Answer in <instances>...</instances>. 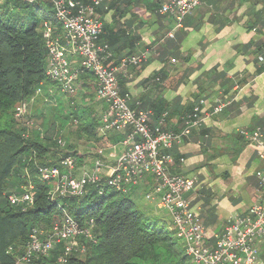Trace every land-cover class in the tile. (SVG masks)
Segmentation results:
<instances>
[{
    "label": "crops",
    "instance_id": "crops-1",
    "mask_svg": "<svg viewBox=\"0 0 264 264\" xmlns=\"http://www.w3.org/2000/svg\"><path fill=\"white\" fill-rule=\"evenodd\" d=\"M165 1L102 0L95 12L103 23L100 42L109 45L111 66H119L125 56L149 52L146 62L117 75L128 103L152 111V126L167 111L163 128L180 131L182 116L195 101L204 99L205 109L219 99L226 101L221 113L205 117L201 128L170 149L175 158H184L173 172L196 179L187 197L213 240L230 218L264 201L256 175L264 160L240 134L255 128L264 134V0H202L179 30L171 16L158 11ZM53 85H46L42 95ZM78 86V93L86 95L80 104L91 106L87 100L96 97L94 76L84 73ZM123 138V132L112 131L100 150L117 149V157ZM152 186L148 176L132 193H141L143 207L148 204L151 210L154 205L146 193ZM259 264H264V241Z\"/></svg>",
    "mask_w": 264,
    "mask_h": 264
},
{
    "label": "built area",
    "instance_id": "built-area-1",
    "mask_svg": "<svg viewBox=\"0 0 264 264\" xmlns=\"http://www.w3.org/2000/svg\"><path fill=\"white\" fill-rule=\"evenodd\" d=\"M6 1L0 0V5ZM22 1L29 4L39 2ZM49 1L53 15L43 20L42 33L48 49L46 74L57 89H50L48 94L53 95L57 91L74 96L78 93L81 75L91 73L96 80V98L106 104L100 134L109 130L124 133L123 150L115 160L104 158L100 150L91 166L82 169L80 173H77V158L71 153L62 156L55 165L37 163L40 179L54 182L51 197H81L87 193L89 185H97L100 193L104 186L127 193L150 176L153 186L146 193V199L154 205L158 214L160 211L166 212L168 229L178 238L193 264H259L261 244L264 241V201L230 218L222 231L211 240L200 214L194 210L187 197V193L195 190L196 179L172 170L176 163L170 152L173 145L188 138L195 129L201 128L205 117L221 113L227 106L226 101L219 99L205 109L206 101L201 99L191 111L182 116L183 128L180 131L163 128L167 111L160 116L157 125L152 126V111L134 108L128 103L121 93L117 75L120 69L146 62L149 52L125 56L119 66H111L108 63L111 58L109 45L100 42L103 23L95 15L102 0H92L90 3L82 0ZM201 3L202 0H166L158 11L171 16L175 21V30H179L183 27L184 19L192 15ZM169 35L173 36L174 33ZM36 92L41 94L43 91L39 88ZM25 109L26 105L23 104L17 116L23 115ZM240 134L255 145L259 157L264 160L262 130L242 129ZM57 140L63 152L66 151L67 144L62 136ZM183 161L184 158H180V162ZM256 175L264 192V169ZM33 190L31 174L27 172V182L22 186V192L10 193L8 201L13 205L31 206L35 201ZM58 207L63 213L62 220L55 222L51 228L33 227L25 250L17 256L15 264H30L35 258L49 255L59 244L63 245V253L58 264H66L71 254L85 248L81 245L80 237H93L94 220L90 219L83 225L62 203Z\"/></svg>",
    "mask_w": 264,
    "mask_h": 264
},
{
    "label": "trees",
    "instance_id": "trees-1",
    "mask_svg": "<svg viewBox=\"0 0 264 264\" xmlns=\"http://www.w3.org/2000/svg\"><path fill=\"white\" fill-rule=\"evenodd\" d=\"M52 15L49 0L32 4L7 0L0 5V264L16 263L33 227L47 225L51 228L62 220L59 203L83 225L94 220L93 237H80L86 244V253L74 252L66 264H183L186 258L191 261L178 238L168 231L159 217L149 215L148 210L137 205L132 197L135 188L126 193L104 186L100 193L97 185H89L87 193L81 197L54 199L50 193L54 182L40 179L37 163L55 165L70 153L77 158V164L83 161L71 143L64 152L60 148L52 119L48 125L50 120L45 118L42 128L47 131L44 135L42 130L36 129L26 136L27 129L17 117L16 107L21 101L51 84L46 74L48 49L42 22ZM155 80L161 79L156 77ZM72 114L78 119L79 133H89L90 139L97 137L99 120L80 112ZM51 128L53 130H49ZM180 158H175L176 162ZM27 172L34 184L35 201L31 206L13 205L8 195L22 192ZM62 253L63 245L59 244L49 255L35 258L30 264H58Z\"/></svg>",
    "mask_w": 264,
    "mask_h": 264
},
{
    "label": "rangeland",
    "instance_id": "rangeland-1",
    "mask_svg": "<svg viewBox=\"0 0 264 264\" xmlns=\"http://www.w3.org/2000/svg\"><path fill=\"white\" fill-rule=\"evenodd\" d=\"M54 89L56 90L57 87H55ZM36 91L34 92L32 96L21 101V103H19V105L16 107L17 108L16 112H18V109L23 104L26 105L25 112L22 113L23 115L17 116L19 119V122H21V124L24 125L27 129V131L25 132V135L29 136L36 129L42 130V133L44 135L47 130L42 128V125L44 122L43 119L46 118V120L48 121L50 120L48 125L51 124V119H52L53 120L52 122H54L56 125V128L54 129V133L55 134L57 133L56 137L62 136V138L66 141L67 145L71 143L73 146L76 147V150L78 152L81 153L83 151L85 153L83 155L81 154L82 155L81 159L83 161H81V164H78L77 173H80L82 169L84 168H89L93 160L98 157V153L100 149L105 148L107 146L104 141L105 137H107L110 133H112V130L105 132V134H100V131H99V128L102 124L100 114L103 111H104L103 112L104 114L106 111V108L96 97L92 95L91 97H88L89 99L87 100V102L89 101L91 106L84 107L80 103L82 102V98L84 99L86 97L85 94L81 95V93H77L74 96H67V95H64L56 91L57 93L55 92L53 95H50V94L42 95V93L37 94ZM83 102H86V100H84ZM70 104L73 107L70 106ZM77 104L79 106H77ZM93 105L95 106V108L92 111ZM73 112L75 113L80 112L81 114L87 117H94L93 119H95V121L99 120V125L95 132L97 133V137H95L94 139L93 138L90 139V137L87 136V134L89 135V133H86V135L79 133V130L77 128L78 119H76L75 115L72 114ZM69 116H71V119ZM49 130H53V129L51 128ZM81 134L83 136H81ZM53 137L55 138V135ZM116 150L117 149H115L114 151L106 150L105 152L102 150V153H104L103 157L104 158H115L117 155ZM32 154H33V157L36 158V153L32 151ZM87 162L89 163V165L85 166V163ZM132 197L140 208L143 207L145 200L141 193L136 192V194H134ZM143 208H147L148 210L147 212L149 215L153 217L154 216L159 217L161 223L165 224L166 228L168 229L169 219L165 211H160L158 214L154 210V208H152L151 210L148 204H146V206ZM41 227L48 228L47 225H41ZM168 231H171V230L168 229ZM81 245H83L85 248L79 252H81V254H85L86 244L84 245V243L81 242ZM183 264H192V262L188 258H186Z\"/></svg>",
    "mask_w": 264,
    "mask_h": 264
}]
</instances>
